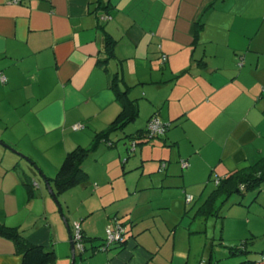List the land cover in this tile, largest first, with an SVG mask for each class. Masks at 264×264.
<instances>
[{"label": "crops", "instance_id": "obj_1", "mask_svg": "<svg viewBox=\"0 0 264 264\" xmlns=\"http://www.w3.org/2000/svg\"><path fill=\"white\" fill-rule=\"evenodd\" d=\"M103 1L108 8L101 0H0V106L7 103L25 126L19 137L4 140L16 132L4 120L10 112L1 113L0 140L7 146L0 145V223L55 251L50 264H70L71 236L53 217L44 177L56 176L68 152L91 147L122 111L114 77L130 96L132 86L148 84L142 95L154 110L149 118L156 114L174 131L143 147L130 166L127 157L126 166L109 169L113 205L85 216L101 210L103 226L118 217L128 229L126 244L101 255L102 264H189L176 254L177 226L190 221L186 194L203 195L214 172L219 178L264 156V0ZM108 36L116 44L107 60ZM134 99L140 113V98ZM76 123L86 128L74 130ZM138 167L140 177L133 172ZM83 231L102 238L88 224ZM25 248L0 234V264H23Z\"/></svg>", "mask_w": 264, "mask_h": 264}, {"label": "rangeland", "instance_id": "obj_2", "mask_svg": "<svg viewBox=\"0 0 264 264\" xmlns=\"http://www.w3.org/2000/svg\"><path fill=\"white\" fill-rule=\"evenodd\" d=\"M242 63L241 60L240 65H242ZM142 85L148 86V84H135L132 86L134 87L133 90L131 88V96L134 98H140V113L135 121L129 123L127 125L128 127L126 126L127 128L119 131L118 134L125 135V133L133 132L131 130H137L138 128H143L145 126L147 127L151 117L156 116L153 115L149 118L154 110L148 102L149 100L147 97L142 95L143 90H147V88H144L145 86L142 87ZM10 109L12 108H9L7 103L2 104V106H0V118L1 116L2 119L5 118L6 114L1 113H6V110H8V112H10L8 113L10 118L6 117L4 120L8 121L11 126L14 124L13 131L16 133H6L4 137H2L4 140H10L9 138L11 137H19L21 134L19 132L25 128L23 124L24 122L20 119V114H17ZM19 111H21V109ZM161 121L171 125L170 122H166L162 119ZM170 127V130L167 131L168 133L174 131V127ZM85 128L84 125V128L79 130ZM122 131H125V133ZM161 137H155L146 143L140 144L136 143L138 140L135 142V140L123 136V138L120 139L113 138L112 140L115 144L112 146H110L109 143L103 142L100 144L99 148L92 150L90 155L84 161V168H86L90 174H94L100 182L88 179V181L77 184L61 194L58 202L53 196L50 198L56 209L55 216L53 215V217L57 218V223L59 224L62 233L68 234V226L70 225L74 226L76 223H80L83 228L88 224L93 227L94 231L100 234V237H102L101 239H97V241L102 242V240H105L106 228L108 225L114 223L115 217L114 219H111L109 224L105 223L103 226L101 223L103 217L101 210L94 212V214L89 215L88 217H86L85 214H89L90 210L108 209V207L113 205H108V201L116 194L114 192L106 194L107 188L111 185L110 181L107 179L111 172L109 169H113L116 165H120V168H122V165L126 164L127 157L128 160L132 159L128 163L130 166L134 163L135 157L140 156L143 147H154L157 141L163 139ZM1 144L5 146L3 143H0V145ZM87 144L88 143H86L85 146H89V144ZM134 144L135 147L133 146ZM166 148L172 153L173 146L170 145ZM15 151L20 153L21 156H25L27 159L25 153L16 149ZM120 153H122V156L123 153H125V156L121 158ZM150 162L151 161H149L148 164H150ZM135 171H137L135 175L140 177L142 168L138 167L133 172ZM128 174L131 175L130 172ZM212 175L213 178L207 182V186L205 185L206 189L203 195L202 193H195V199L189 203L187 202V210L184 217L190 219V221L186 226L182 225L183 228L177 226L178 238L176 254H182V262L185 263L189 260V264H237L246 258L260 259L262 257L260 250L263 248L262 246H264V190L261 192L255 189H249L243 192L233 193L229 198H226V196L219 197L215 206L217 209L221 210L220 215H213L212 213L206 215L205 213L198 211L216 188V179L219 175H217V172H214ZM98 183L99 185H97ZM146 195L148 194L145 193L141 195V197ZM143 201L144 200H142L140 204H142ZM123 202L124 201H121L122 205L125 204V202ZM60 209H62V211H60ZM250 210L252 215L251 222L249 223V217L247 216ZM177 228H175V230ZM246 240L250 243L249 248L252 251L250 255L244 257L242 255L232 254L230 247L238 244L240 245ZM91 244V242L87 243V250L84 251L82 255H78L75 264H81L88 260L90 264H102L103 259L100 258V256L106 251L96 253L97 251L95 252L92 250ZM166 249L165 251L169 252V248ZM115 250L118 249L111 248L107 253ZM160 261H163V259ZM71 263L72 259L70 260V264Z\"/></svg>", "mask_w": 264, "mask_h": 264}, {"label": "trees", "instance_id": "obj_3", "mask_svg": "<svg viewBox=\"0 0 264 264\" xmlns=\"http://www.w3.org/2000/svg\"><path fill=\"white\" fill-rule=\"evenodd\" d=\"M107 5L108 4H106L103 0H101L100 7L106 9L108 8ZM115 44H116V40L108 36L106 39V52L108 54L107 60L110 57L114 56ZM105 62L106 59L99 60L100 64H103ZM120 87L121 86L119 81H117L116 78L114 77L112 82V88L115 90L117 100L123 106L122 111L110 123L108 128L95 135V141L91 147L87 148L83 146H78L74 150L68 152L56 176L54 178H46L51 184L54 185L56 196L58 199L59 196L64 192H66L68 189L72 188L77 184L88 181L89 177L87 171L84 169V161L90 155L92 150L96 149L99 146L100 142L103 140L109 143L110 146L114 145L115 142L110 138V135L114 132L124 129L125 126H127L130 122H133L137 119L139 115L138 100L130 96L128 89L122 90ZM157 117L159 118V116ZM166 126H167V130L162 135L150 136L148 129L146 127L145 129H140L135 134L127 135L126 137L135 140V142L138 139L144 138L140 142L137 141L136 143L148 142L155 137L165 136L170 128V124H166ZM184 161H186L190 166V163L186 159H182L180 161L181 166ZM166 166L167 163L163 162L161 165V169L166 168ZM24 183L26 188L28 189V192L30 193V196H33L34 187L32 182L30 180H26L24 181ZM263 184H264V156H262L257 162L253 164L236 167L227 175L217 178L216 188L213 190L212 194L205 201V203L202 205V207L199 209L198 212H203L206 215H209L211 213L213 215L214 214L220 215L221 210L217 209L215 206V203L219 197L226 196V198H229V196H231V194L233 193L243 192L249 189H255L260 191ZM187 195L188 194H186V197ZM193 200H194V196H193ZM60 211H62V209H60ZM121 223L124 224V222ZM70 229H71L70 236L73 239L74 226H71ZM0 234L13 239L17 244L26 246L24 250L23 264H50V263H54L56 260L55 251L45 249L41 245L30 244L25 238V236L21 234V232L15 227H9L0 223ZM127 236H128V229H127ZM96 239H97L96 237L86 236L82 228V243L84 246V251L87 250V243L92 242ZM126 242L127 241L123 242L122 244L110 245L105 251H110L111 248H122L126 244ZM249 244L250 243L246 240L242 242L240 245L238 244L230 247V250L234 255L237 254V255H242L244 257H248L252 252L251 249L249 248ZM105 245H106L105 240H102L100 245L93 247V251L95 252L104 251L102 249ZM84 251H81L80 253H83ZM237 264H264V259L246 258Z\"/></svg>", "mask_w": 264, "mask_h": 264}, {"label": "built area", "instance_id": "obj_4", "mask_svg": "<svg viewBox=\"0 0 264 264\" xmlns=\"http://www.w3.org/2000/svg\"><path fill=\"white\" fill-rule=\"evenodd\" d=\"M12 3L18 4L22 0H9ZM104 19H108L109 16H103ZM6 76L1 75V81L3 83L6 82ZM83 124H76L73 126L74 129L78 130L83 128ZM147 129L150 134V136H157V135H162L166 132L167 126L165 123L161 121L160 118L157 116L151 117L150 121L147 124ZM135 147V144L133 145ZM189 165L186 161L182 163L183 168H187ZM187 201H192L193 196L188 194L187 195ZM128 236H127V227L123 223H121L117 218H115L114 223L110 224L106 228V238H105V243L106 245L103 247L102 250H106L110 245H115V244H122L123 242L127 241ZM73 240L75 242L76 248L80 249L81 251H84V246L82 243V227L80 223H76L74 225V235H73ZM107 246V247H106Z\"/></svg>", "mask_w": 264, "mask_h": 264}, {"label": "water", "instance_id": "obj_5", "mask_svg": "<svg viewBox=\"0 0 264 264\" xmlns=\"http://www.w3.org/2000/svg\"><path fill=\"white\" fill-rule=\"evenodd\" d=\"M0 143H3L5 146H7L3 141L0 140ZM44 181H45V184L46 186L48 187V190H49V193L54 197L55 200H57L58 202V198L56 196V192L53 190V187L51 186L50 182L44 177ZM70 227L68 226V231L70 233ZM70 243H71V249H72V264H75V261H76V257H77V254H76V245H75V242L74 240L72 239L71 237V240H70Z\"/></svg>", "mask_w": 264, "mask_h": 264}]
</instances>
